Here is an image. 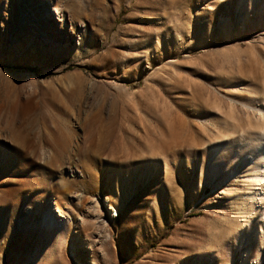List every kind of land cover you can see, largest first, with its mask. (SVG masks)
Listing matches in <instances>:
<instances>
[{"label":"rangeland","instance_id":"obj_1","mask_svg":"<svg viewBox=\"0 0 264 264\" xmlns=\"http://www.w3.org/2000/svg\"><path fill=\"white\" fill-rule=\"evenodd\" d=\"M78 153L116 215L59 246ZM35 257L264 264V0H0V264Z\"/></svg>","mask_w":264,"mask_h":264},{"label":"bare ground","instance_id":"obj_2","mask_svg":"<svg viewBox=\"0 0 264 264\" xmlns=\"http://www.w3.org/2000/svg\"><path fill=\"white\" fill-rule=\"evenodd\" d=\"M63 24L64 23H62V25ZM95 148L96 150L99 149L97 146ZM61 150L63 149H59V151H47V153L43 155L44 163L53 166V164L56 163L61 164L66 159L71 160L70 156L64 155ZM96 150L94 152H96ZM86 154H91V152L86 150ZM78 155L80 156L79 153ZM81 158L82 155L76 162L72 159L73 162L69 163L70 165H76L78 171H80L79 176H74V178L71 179L73 184H71V181L69 182L64 177L58 175L59 177H56L58 180L56 187L59 188V190H57L60 191L61 194L55 195L51 192H44L45 194L40 195L41 198L38 204L32 210V214L38 215L40 218L38 219V226L41 239L47 238L52 232H55V234L60 237L59 246L66 243L69 239L71 242L79 241L83 246L88 245L94 231H98L101 234L106 233L107 227L102 226L101 222L107 223V220H112L116 215L112 214V211H115V209L107 198L106 202L104 201L102 191L94 187L95 176L90 168L96 167L95 161L97 159L93 156L91 159L88 158L89 161H83ZM45 169L47 170L44 166L43 182L46 184L49 183V185L53 184V179L48 177V170L46 171ZM90 186L93 188H90ZM53 188L56 189L55 187ZM63 234L64 237H62ZM102 237H105V235H102ZM101 239L103 238H100V240ZM61 253V251H58L60 257L62 255ZM30 264L42 263H39L35 257L31 260ZM47 264L56 263L47 262ZM90 264L96 263L91 262Z\"/></svg>","mask_w":264,"mask_h":264}]
</instances>
